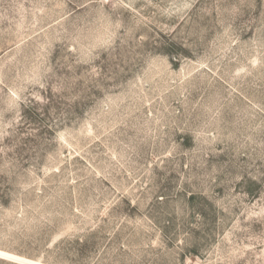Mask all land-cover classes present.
<instances>
[{
  "label": "rangeland",
  "instance_id": "1",
  "mask_svg": "<svg viewBox=\"0 0 264 264\" xmlns=\"http://www.w3.org/2000/svg\"><path fill=\"white\" fill-rule=\"evenodd\" d=\"M0 264H264V0H0Z\"/></svg>",
  "mask_w": 264,
  "mask_h": 264
}]
</instances>
